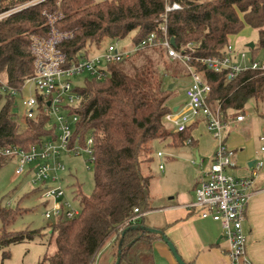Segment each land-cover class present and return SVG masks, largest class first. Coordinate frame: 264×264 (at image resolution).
Here are the masks:
<instances>
[{
    "label": "trees",
    "instance_id": "trees-1",
    "mask_svg": "<svg viewBox=\"0 0 264 264\" xmlns=\"http://www.w3.org/2000/svg\"><path fill=\"white\" fill-rule=\"evenodd\" d=\"M175 4L180 9L167 12ZM21 6L25 7L0 20V75L13 88H22L33 76L34 39L51 37L50 18L59 33L70 34L59 45L69 61L92 57L130 35V44L136 46L152 33L161 35L165 19L176 49L192 53L191 65L210 85L209 104L219 102L227 119L245 115L250 102L260 114L264 72L247 70L228 81L227 71L215 73L195 59L223 56L230 37L246 27L258 33L255 48L249 49L254 54L264 50V0H0V14ZM187 71L165 48L155 47L110 65L102 81L87 79L78 89L82 102L73 111L79 116L74 137L83 145L88 135L94 137L92 194L85 195L82 185L75 183L80 215L62 216L38 229L10 230L28 210L20 202L14 209L0 207V251L46 235L48 251L38 264H94L106 246L113 249L112 264L119 257L120 264H155L153 245L162 239L146 230L145 215L153 208L151 176L144 174L143 166L154 160L156 141L191 140L198 121L185 132L174 133L164 120L176 107L170 105L173 83L165 87V81ZM0 103V149L28 151L54 134L45 114L21 129L12 116L15 99L0 95ZM12 160L0 157V169ZM39 191L34 188L32 193ZM134 216L136 222L127 223ZM3 258H10L8 251Z\"/></svg>",
    "mask_w": 264,
    "mask_h": 264
},
{
    "label": "built area",
    "instance_id": "built-area-1",
    "mask_svg": "<svg viewBox=\"0 0 264 264\" xmlns=\"http://www.w3.org/2000/svg\"><path fill=\"white\" fill-rule=\"evenodd\" d=\"M24 7L1 13L0 20ZM175 9H180V6L175 4L172 8L168 7L167 12ZM50 19L51 37L34 39L33 76L25 80L22 88L16 89L0 75V95H8L15 99L12 116L21 127L27 126L30 120L38 118L41 114H45L50 122H53L54 134L43 138L39 145L32 146L30 150L0 149V157H14L16 175L29 177L30 185L40 190L39 194L46 204L44 218L57 220L63 216L74 219L80 215V209H74L66 199L63 186L65 181L63 173L66 172V167L60 161L63 153L77 156L86 153L90 157V163L94 162L93 135H88L84 145L81 144L80 137H74L79 116L73 111L82 102L78 89L84 85L74 86L72 79L87 75L85 81L92 78L102 81L108 77L110 65L121 63L141 50L163 47L172 60L179 61L187 68L192 78L186 91L187 103L176 112L166 115L165 123L174 133H182L199 118H203L208 132L218 143L211 166L203 173V179L196 190V199L188 208L197 210L201 218H211L221 225L226 245L224 252L229 264H254L247 252L248 237L244 230V221L252 197L253 180L264 163L255 160L250 177L238 178L228 173V170L237 169L239 166L237 162L239 151L229 148L226 144L229 126L235 122H243L245 115L240 114L236 118L227 119L219 102L209 104L210 85L204 82L196 68L191 65L192 53L178 51L172 45L167 33L166 20H163L161 35L152 33L136 46L130 44L126 47L121 45V41H115L92 57L69 61L59 49V45L70 35L59 33L53 27L54 19ZM188 47L192 49L191 46ZM236 50L229 44L223 56L195 60L215 73L227 71L228 81L234 80L247 70L264 72V62L253 59L246 62L247 54L241 53L237 56ZM260 140L263 143L261 152H264V137ZM187 142L190 143L191 140ZM158 156L162 157L164 154L159 152ZM160 168L163 169V166ZM135 214H140L139 209H135ZM137 218L138 216H134L127 223H135Z\"/></svg>",
    "mask_w": 264,
    "mask_h": 264
},
{
    "label": "crops",
    "instance_id": "crops-1",
    "mask_svg": "<svg viewBox=\"0 0 264 264\" xmlns=\"http://www.w3.org/2000/svg\"><path fill=\"white\" fill-rule=\"evenodd\" d=\"M242 32L230 37L229 43L236 49L237 44L243 40ZM182 107L183 105L175 108ZM251 130L252 122H247L245 116L243 122H235L229 126L226 139L229 148L239 151L237 169L241 168L242 177L251 176V167L255 160L264 163V152H261V149L258 150L256 141L248 135ZM154 145L157 148L155 150L157 158L166 159L167 155H170L167 161L173 160L179 163L174 164L175 168L172 166L171 174L176 173V168L180 164L185 166L189 163L193 164L197 166V171H195L196 174H193V171L190 175L188 174L185 185L177 189H166L165 200L163 198L160 203H156L160 205L154 207V213L150 214L159 218L152 228L164 231L187 264H229V259L224 252L226 245L221 225L211 218H201L197 210L188 208V205L196 199V190L203 179V173L208 170L205 167L206 161L210 159L212 162L218 146L217 141L208 132L205 120L199 118L198 124L191 132L190 143L181 144L176 142L174 137H169L156 141ZM163 148H167L171 153H165ZM159 152H162L164 156L159 157ZM195 154H197L196 158ZM160 166H163V169ZM159 169L166 170L162 163ZM251 192L252 197L244 221V230L248 237L247 252L254 264H264V166L254 178ZM153 250L155 264H178L169 247L162 240L154 243ZM109 264H112L111 260Z\"/></svg>",
    "mask_w": 264,
    "mask_h": 264
},
{
    "label": "rangeland",
    "instance_id": "rangeland-1",
    "mask_svg": "<svg viewBox=\"0 0 264 264\" xmlns=\"http://www.w3.org/2000/svg\"><path fill=\"white\" fill-rule=\"evenodd\" d=\"M241 35L243 37V40H241L237 44V56H239V54L241 53H246V62L251 61L253 57H256L257 61L264 62V50L258 51L254 54L247 47V45L250 43H257V31L246 27ZM131 38L132 35L124 39L121 42V45H129ZM235 59L238 60V57H236ZM86 78H88V76L83 75L81 77L72 79V82L74 86H82L84 85L83 83L85 82ZM191 82L192 78L189 75V72L188 74H185L181 76V78L176 80L171 78L166 79L165 87L168 84L173 83L172 87L174 88V96L170 100L171 106H184L187 103L188 99L186 96V91ZM1 105L2 103H0V106ZM16 110L19 111L18 109ZM260 110V114L257 113L255 110L254 102H250L245 112L247 122H252V130L248 133V135L256 141V147L258 148V150H260L261 146L263 145L260 141V138L264 137V117L262 116V114H264V104L261 106ZM51 126H53V122H51ZM26 127L27 126L21 127V129H25ZM168 129L173 132L170 127H168ZM213 139L216 140L214 137ZM156 149L157 148L155 146V150ZM163 151L165 153H171L167 148H163ZM169 156L170 155H167L166 159H159L156 157L155 152V155L153 157L154 160L150 163H146L143 166L144 174L151 176L152 208L160 205L156 203H160L161 199L164 198L165 200L164 195L166 194L165 192L167 188L177 189V187L185 185L188 174L190 175L192 173L191 171H193V174H196L195 171H197V166L193 164L189 163L186 166L180 164L176 168V173L173 172V174H171L172 166L176 167V165L179 163H176V161L173 160L167 161ZM196 156L197 154L194 155L195 158ZM60 161L66 167V172L63 173V177L65 178L63 186L66 192V199L70 201L71 206L74 209H80L79 201L74 198L75 187L73 185L75 183H79L82 185V191L85 195L89 196L92 194L94 190V168L90 163V157L86 153H82L79 156L63 153ZM178 162H180V160H178ZM161 163L164 165V168L166 169L165 171L159 169V165ZM210 166L211 160L209 159L206 161L205 167L206 169H209ZM15 170V160L9 161L2 169H0V207L14 209L16 208L18 202H20V207L23 209H27L28 211L19 216L16 222L12 226H10L9 229L13 231H21L27 228L38 229L54 222V220H47L46 218H44L43 212L46 208V206L44 205V199L41 198L39 193H32L34 188L29 183V177H18L15 173ZM240 172L241 168L228 170L229 174L234 175L238 178L242 177ZM152 213H154V210L148 215L146 214L145 216V223L148 228H152V226L157 223V220H159V218L150 216V214ZM47 241L48 236L44 235L42 237L36 238L34 241H25L22 243L12 244L0 251V264H38L48 251ZM5 251H8L10 254V258L8 260H4L3 258V254ZM110 260L111 263H113V249L110 246H106L100 252L94 264H107V262L109 264Z\"/></svg>",
    "mask_w": 264,
    "mask_h": 264
},
{
    "label": "water",
    "instance_id": "water-1",
    "mask_svg": "<svg viewBox=\"0 0 264 264\" xmlns=\"http://www.w3.org/2000/svg\"><path fill=\"white\" fill-rule=\"evenodd\" d=\"M171 43L173 46H175V39H171ZM248 48L250 49H254L255 48V44L254 43H250L247 45ZM172 87V86H171ZM178 110V108H174V112H176ZM252 165V163L250 164V166ZM148 232L153 233V234H157L161 236L162 241L167 244V246L169 247V250L171 251V253L173 254L175 260L177 261L178 264H187L182 257L179 255L175 245L169 240V238L161 231V230H157V229H153V228H147L146 229ZM121 262V258L119 257L116 261V264H120Z\"/></svg>",
    "mask_w": 264,
    "mask_h": 264
}]
</instances>
